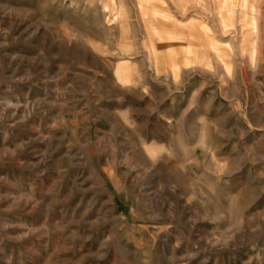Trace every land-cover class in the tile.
Here are the masks:
<instances>
[{"label":"rangeland","instance_id":"rangeland-1","mask_svg":"<svg viewBox=\"0 0 264 264\" xmlns=\"http://www.w3.org/2000/svg\"><path fill=\"white\" fill-rule=\"evenodd\" d=\"M243 1L0 0V264H264Z\"/></svg>","mask_w":264,"mask_h":264},{"label":"bare ground","instance_id":"bare-ground-1","mask_svg":"<svg viewBox=\"0 0 264 264\" xmlns=\"http://www.w3.org/2000/svg\"><path fill=\"white\" fill-rule=\"evenodd\" d=\"M243 1V0H242ZM244 2V1H243ZM230 5H231V3H230ZM242 5V4H241ZM244 5H245V3H244ZM252 7H254V6H252ZM255 8H256V6H255ZM231 9V8H230ZM236 9V8H235ZM256 10V9H255ZM257 10H258V8H257ZM257 12V11H256ZM257 15V14H256ZM255 17V16H254ZM254 51V50H253Z\"/></svg>","mask_w":264,"mask_h":264}]
</instances>
